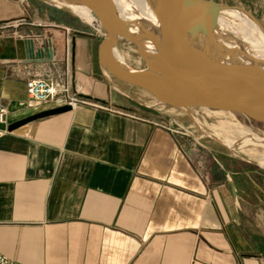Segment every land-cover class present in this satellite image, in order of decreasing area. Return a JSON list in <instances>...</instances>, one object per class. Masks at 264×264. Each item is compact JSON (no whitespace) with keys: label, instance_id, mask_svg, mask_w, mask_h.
<instances>
[{"label":"crops","instance_id":"0c3cea01","mask_svg":"<svg viewBox=\"0 0 264 264\" xmlns=\"http://www.w3.org/2000/svg\"><path fill=\"white\" fill-rule=\"evenodd\" d=\"M15 19L24 22L0 29L1 253L19 264H264V216L249 211L264 206L263 169L120 90L94 34L36 3L0 0V25ZM67 36L72 91L92 103L9 130L52 108L30 105L26 80L52 64L51 49L65 67Z\"/></svg>","mask_w":264,"mask_h":264},{"label":"water","instance_id":"95a60500","mask_svg":"<svg viewBox=\"0 0 264 264\" xmlns=\"http://www.w3.org/2000/svg\"><path fill=\"white\" fill-rule=\"evenodd\" d=\"M38 1L69 12L101 32L97 55L103 70L119 82L140 90L154 105L182 110L192 117L197 112L235 113L264 123V47L261 50V46L252 43L250 36L236 26L244 19L264 25L250 10L220 0H145L153 5L178 4L222 15L230 26L216 31L199 25L147 24L133 16L121 15L115 0ZM74 5L88 9L92 18L85 19L73 9ZM122 38L136 46L146 61L145 67L133 66L119 54ZM145 50L155 51L157 68L150 69ZM37 54L44 56V50ZM207 55L208 60L213 56L215 61L219 58L222 62L217 61L216 68H206L202 58ZM28 56H35L33 41H28ZM212 69L217 72L216 76L210 75ZM194 77L203 79L205 85L200 86ZM71 109L70 105H62L41 110L9 124L8 129ZM232 190L236 196L234 184Z\"/></svg>","mask_w":264,"mask_h":264},{"label":"rangeland","instance_id":"374dc122","mask_svg":"<svg viewBox=\"0 0 264 264\" xmlns=\"http://www.w3.org/2000/svg\"><path fill=\"white\" fill-rule=\"evenodd\" d=\"M26 1H28L29 3H36L40 7L42 12L43 11L46 12L48 10L51 16L55 17L60 22L63 23L66 22V24H70L73 28H77L79 30H84L90 32L91 34H94L97 38L92 47L94 50L97 49L98 43L103 37L101 32L94 29L87 23L81 21L78 17L72 15L69 12L50 6L38 0H26ZM220 1L242 6L250 10L252 13H254L256 16H258L264 21V0H220ZM70 21L72 23H70ZM236 26L238 30H243L248 36H250L251 39L257 40L259 43L264 44V35H262V33L260 32L261 29L254 27L252 24L245 21H240L239 23H236ZM118 47L120 52L124 56L125 60L129 64L136 67L146 66V61L138 52L136 46L133 45L131 42H129L127 39L125 38L120 39ZM143 53L147 58L149 57L148 50L143 51ZM150 67H151V63H150ZM112 80L115 81L117 87L120 90L130 93L133 96V98H135L137 101L150 104L152 105L153 108L160 109L165 112L174 113L186 124L192 123L194 125L196 123L197 125H199L201 129L205 130L208 134L213 135L216 138L217 143H225L226 148L232 154L241 156L244 159L248 160L251 165H258L261 169L264 170V163H263L264 145L255 143L253 135H251L249 130H243L245 128L250 129L256 135L255 138H257V140L263 141L264 123L253 121L251 119L246 118L243 115H239L235 113L197 112L196 115L192 117L188 113L182 110H177L170 107H164L161 105H154L152 101L137 88L121 83L118 80H115L113 77ZM244 137H246L247 140H245ZM248 203H252V201L249 200ZM261 209L262 211H260L259 214L264 216V206H262V208L260 209L258 208L256 209V207L251 206V208H249V211L256 212V210L258 211Z\"/></svg>","mask_w":264,"mask_h":264},{"label":"built area","instance_id":"2783aa9c","mask_svg":"<svg viewBox=\"0 0 264 264\" xmlns=\"http://www.w3.org/2000/svg\"><path fill=\"white\" fill-rule=\"evenodd\" d=\"M23 19L10 20L2 25L1 28H5L11 25L17 26L21 24ZM68 33L70 29H67ZM71 38L67 36L66 38V48H65V67H61L57 64V59L52 50V55L50 61L51 65L43 63L39 71L31 75L26 80V90L30 99V105L39 109L45 106L48 107H58L62 105H70L72 109H75L79 104L92 103L86 98L79 96L77 92L72 91L71 87ZM95 105H100L94 103ZM0 123L8 124V108L5 104L0 103ZM175 133L183 134L186 136L190 135V132L184 127H176L172 129ZM196 162V168L199 173L204 178H208L209 173L203 164H201L195 157L192 158ZM0 264H19L9 257L0 252Z\"/></svg>","mask_w":264,"mask_h":264},{"label":"bare ground","instance_id":"6f19581e","mask_svg":"<svg viewBox=\"0 0 264 264\" xmlns=\"http://www.w3.org/2000/svg\"><path fill=\"white\" fill-rule=\"evenodd\" d=\"M114 4L117 6L121 15L126 16V17L133 16L136 19L142 22L144 21L147 24L151 23V24L159 25L163 23L166 25H177V24L184 25V26L199 25V26H206V27L214 28L216 29V31L227 30V28L230 26L228 24V21H226V19H224L222 15L216 16L203 9L190 7V6H183V5H178V4L153 5V4L146 2L145 0H115ZM73 9L77 13L81 14L87 20H90L92 18L90 11L84 7H78L74 5ZM242 21H245V19ZM250 24H252L254 27L261 29L260 32L262 33V35H264V25L259 26L258 24H253V23H250ZM250 41L257 46H261V50H263V47H264L263 43H259L257 40H254L251 38H250ZM154 50L156 51V49ZM154 50L153 51L148 50L149 59H150L151 67H152V68L150 67L151 69H153V66H154V69L158 67V61L153 56L155 52ZM119 54L124 58L121 52ZM167 54L168 53H166V55ZM205 54H208V52H205ZM207 57L209 56L207 55L202 58L203 59L202 61L204 63L203 66L206 68H209V67L214 68L215 66H218L216 64L218 63L217 61H219V63L222 62V60L219 58H217V60L215 61L213 56L210 57V58H213L210 60H208ZM214 61H215V64L214 63L211 64V62H214ZM212 70L213 71H211L210 75L216 76L217 72L214 71L215 69H212ZM194 78L195 80L201 83L200 86L205 85L204 83L205 81L203 79L199 80L197 79V77H194ZM243 130H249L251 135H253L255 143L264 145V140L263 141L257 140V138H255L256 135L250 129L245 128ZM244 139L247 140L246 137H244ZM263 163H264V160H263Z\"/></svg>","mask_w":264,"mask_h":264},{"label":"flooded vegetation","instance_id":"af4514ba","mask_svg":"<svg viewBox=\"0 0 264 264\" xmlns=\"http://www.w3.org/2000/svg\"><path fill=\"white\" fill-rule=\"evenodd\" d=\"M70 23H72V22L70 21ZM82 32L85 33V34H90V32H87V31H84V30H82Z\"/></svg>","mask_w":264,"mask_h":264}]
</instances>
